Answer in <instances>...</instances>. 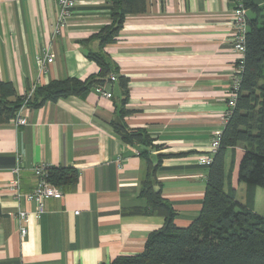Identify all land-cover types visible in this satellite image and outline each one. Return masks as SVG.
Returning a JSON list of instances; mask_svg holds the SVG:
<instances>
[{"label":"crops","instance_id":"0c3cea01","mask_svg":"<svg viewBox=\"0 0 264 264\" xmlns=\"http://www.w3.org/2000/svg\"><path fill=\"white\" fill-rule=\"evenodd\" d=\"M231 11L229 0H146L145 11L127 15L115 41L101 49L91 37L111 24L107 0H78L52 41L54 0H0V82L12 84L17 98L53 80L97 75L100 68L88 57L94 52L105 53L108 78H116L110 99L92 88L84 97L26 108L25 125L14 117L0 123V264H111L140 254L164 224L140 194L149 171L152 190L174 212L173 224L186 227L196 219L208 174L199 160L210 156L212 137L226 124L221 118L239 58L231 45ZM47 43L54 62L38 77L35 56ZM120 78L127 80V96ZM121 109L125 127L144 133L148 144L129 143L114 131ZM244 148L238 143L225 151L223 191L235 198ZM17 156L22 193L35 186L34 165L77 173L38 219L31 215L34 204L17 201L9 189ZM117 157L124 159L120 169ZM18 208L29 213L25 238L10 215Z\"/></svg>","mask_w":264,"mask_h":264},{"label":"trees","instance_id":"16d2710c","mask_svg":"<svg viewBox=\"0 0 264 264\" xmlns=\"http://www.w3.org/2000/svg\"><path fill=\"white\" fill-rule=\"evenodd\" d=\"M107 1L111 24L91 37L98 40L101 49L115 41L127 15L142 13L146 8V0ZM241 1L246 11L247 31L239 92L219 148L208 166L201 210L190 225L177 227L173 224L170 205L160 192L152 190L155 180L149 171L140 194L147 200L150 212L164 217V224L149 234L140 254L118 258L111 264H264V213L254 212V193L246 192L247 201L242 203L232 192L223 191L225 151L238 143L245 148L238 162L236 183L264 188V0ZM88 57L99 66L97 75L83 81L66 78L37 86L27 106L39 108L69 96L84 97L92 88L104 84L112 70L111 61L104 52L90 53ZM126 82L120 78L125 96ZM12 97H16L13 85L0 82V123L14 117L23 99L16 97L12 101ZM126 113L121 109L120 120L111 124L114 131L129 143L148 144L150 141L144 133L128 130L122 123ZM47 180L57 187L72 186L77 173L70 168L50 167Z\"/></svg>","mask_w":264,"mask_h":264},{"label":"built area","instance_id":"2783aa9c","mask_svg":"<svg viewBox=\"0 0 264 264\" xmlns=\"http://www.w3.org/2000/svg\"><path fill=\"white\" fill-rule=\"evenodd\" d=\"M57 8V18L56 23L53 27L51 34V41L61 34V30L66 26L68 20L70 19L74 7L77 5L78 0H54ZM232 4L231 11V20L232 28L234 35L231 39L232 50L239 55V58L234 67V76L232 78L231 90L228 93L226 100V110L221 118L222 123H226L236 105V99L239 92V83H240V74L243 68L244 52H245V33L247 31V20H246V11L243 7L241 0H231L229 1ZM54 54L52 52V46L50 43H47L41 47L40 52L35 56V65L37 70V75L45 76L53 63ZM116 80L115 76H109L108 80L94 88L95 92L104 98H110L112 95L109 91V83ZM36 86L30 92L29 95L23 96V101L17 109L15 116L13 118L16 125H25L27 120L23 116V112L26 110L27 103L31 98V93H33ZM220 133H216L210 142L209 152L210 156L201 158L199 163L202 165L209 166L212 162V156L216 153L220 144ZM138 154V152H135ZM123 158L117 157L115 159V164L118 169L121 168V163ZM20 157L17 156V166L11 169L12 178L10 182L9 189L14 193L15 199L25 200L26 202H31L35 206V210L32 212V217L38 219L45 211V202L47 200H58L62 197L63 192L60 187H57L51 184L47 180V174L49 166L47 164H37L32 168V173L36 179L34 188L29 193H22L20 190L19 182V172H20ZM77 214V212H76ZM11 217L16 219L18 225V234L20 238H25L27 235V225L29 222V213L21 208H18L17 211L13 214H10Z\"/></svg>","mask_w":264,"mask_h":264},{"label":"rangeland","instance_id":"374dc122","mask_svg":"<svg viewBox=\"0 0 264 264\" xmlns=\"http://www.w3.org/2000/svg\"><path fill=\"white\" fill-rule=\"evenodd\" d=\"M232 19V18H231ZM53 62H54V59H53ZM53 64V63H52ZM51 64V65H52ZM108 80V79H107ZM30 92H27L25 95H29ZM33 93H31L30 96H32ZM24 95V96H25ZM111 98V97H110ZM110 98H107V99H110ZM23 99L21 100V103H22ZM28 104V103H27ZM26 108H28V106H26ZM115 162V160H114ZM17 166V157H16V162H15V165L13 168H15ZM35 166V165H34ZM33 166V167H34ZM117 166V165H116ZM121 166H122V163H121ZM32 167V168H33ZM118 168V167H117ZM228 167H226V170L228 171ZM21 170V168H20ZM12 173V172H11ZM19 176H20V172H19ZM229 183V181L227 182V184ZM227 184H225V187L228 186ZM231 185V184H230ZM61 189V187H60ZM255 193L257 194V202L255 203L254 207L255 210L254 212L256 213H259V214H263L264 213V189L263 188H251V187H247L245 186L244 184H241L239 188H237V192H236V199L240 202H242L241 200L242 199H246L247 196H244V193ZM246 193V194H247ZM63 196V195H62ZM243 203V202H242Z\"/></svg>","mask_w":264,"mask_h":264}]
</instances>
